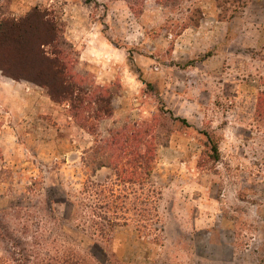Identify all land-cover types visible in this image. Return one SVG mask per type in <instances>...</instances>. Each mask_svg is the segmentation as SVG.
Instances as JSON below:
<instances>
[{"label": "rangeland", "instance_id": "rangeland-1", "mask_svg": "<svg viewBox=\"0 0 264 264\" xmlns=\"http://www.w3.org/2000/svg\"><path fill=\"white\" fill-rule=\"evenodd\" d=\"M0 66V264H264V0H0Z\"/></svg>", "mask_w": 264, "mask_h": 264}, {"label": "trees", "instance_id": "trees-1", "mask_svg": "<svg viewBox=\"0 0 264 264\" xmlns=\"http://www.w3.org/2000/svg\"><path fill=\"white\" fill-rule=\"evenodd\" d=\"M14 25V24H13ZM44 26L47 30L49 31V24L44 23ZM12 27V26H11ZM52 31V30H51ZM2 35V34H1ZM6 38V37H5ZM56 67L55 64H52L49 66V71L54 70ZM0 70L2 72H5V69H3L0 66ZM55 75L57 76L58 73L54 70ZM13 76V75H12ZM16 78V77H15ZM50 95L53 96L51 93ZM185 123V120L182 121ZM212 152H213V158L214 160H218L219 154L216 146L212 147ZM80 209H90L91 213H94V210L92 207L88 205L84 206H78ZM52 209L49 207V210ZM72 217H69L67 219H64L62 223L58 224L56 221H53V225L55 226L54 234H55V239L52 242H49L46 239V235H41L38 236L40 240H37L36 238L32 239L30 243H17L12 245V252L15 254L16 257H14L13 262L15 264H78L81 259V254H78V252L75 249H70L67 244L69 241H71L73 244H81V245H88V247H93L95 245L93 242H90L89 244H86V239L84 237H78L80 236V233L82 235L87 236V239H92L90 236H95L96 233L88 234L87 230H85L84 227L85 224L81 222L79 224V221L77 222L78 219L76 220V223L73 225H70L72 223ZM91 221V219L89 218ZM65 223V224H64ZM92 228V227H91ZM72 231H74L75 235H72ZM75 239H73V237ZM49 247L52 248L53 254L51 255L49 252ZM90 249V248H89ZM88 252L90 255H93V252L91 250Z\"/></svg>", "mask_w": 264, "mask_h": 264}]
</instances>
